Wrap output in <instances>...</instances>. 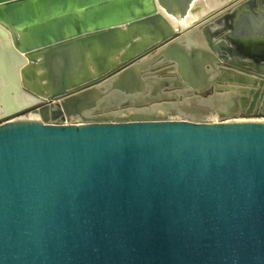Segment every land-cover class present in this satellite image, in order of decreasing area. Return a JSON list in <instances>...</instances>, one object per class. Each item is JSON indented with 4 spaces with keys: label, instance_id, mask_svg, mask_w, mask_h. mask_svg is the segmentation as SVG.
<instances>
[{
    "label": "water",
    "instance_id": "1",
    "mask_svg": "<svg viewBox=\"0 0 264 264\" xmlns=\"http://www.w3.org/2000/svg\"><path fill=\"white\" fill-rule=\"evenodd\" d=\"M196 1L0 0V264H264V121L240 119L264 116V63L233 53L264 45V0L179 26ZM156 61L193 93L216 65L254 79L217 121L95 111Z\"/></svg>",
    "mask_w": 264,
    "mask_h": 264
},
{
    "label": "bare ground",
    "instance_id": "2",
    "mask_svg": "<svg viewBox=\"0 0 264 264\" xmlns=\"http://www.w3.org/2000/svg\"><path fill=\"white\" fill-rule=\"evenodd\" d=\"M226 2L227 0H210L208 2L198 1L197 4L202 6L200 15H204L206 12L218 9ZM198 18L188 14L182 22L178 23L179 26H186ZM167 19L173 27L176 26L177 22L172 17L168 16ZM225 22L227 20H223L222 24H225ZM193 39L191 37L185 39L182 36L178 38V41L187 48L204 44V42L200 44ZM215 68V71H209L208 87H206L208 89L212 88L213 93L208 97H204L202 93H193L194 90L181 80L176 65L167 66L159 61L153 62L142 72L144 77L148 78L145 89L130 95L111 94L99 104V108L95 111L109 112L104 115L111 119L131 115L149 118H182L186 115L183 108L204 110V114L200 115L202 120L217 121L221 115H236L234 109L236 103L232 99L245 97L248 89H250V85L242 86L239 83H251L254 77L237 71H228L218 65ZM31 86L32 91L39 90V85L36 82L32 83ZM221 88H224V90ZM33 102L34 100L29 96H23L18 101L19 108L25 109L31 106ZM126 104L130 107L124 108ZM93 113L95 112L92 111ZM43 118L39 114L30 112V120L32 121H42ZM251 121H264V119Z\"/></svg>",
    "mask_w": 264,
    "mask_h": 264
},
{
    "label": "flooded vegetation",
    "instance_id": "3",
    "mask_svg": "<svg viewBox=\"0 0 264 264\" xmlns=\"http://www.w3.org/2000/svg\"><path fill=\"white\" fill-rule=\"evenodd\" d=\"M233 53L235 57H238V58L240 57L243 60L249 62L248 64H246V66H248V68H250L251 70H253L256 66L261 67L262 66L261 64L264 63V45H262L259 48L258 47L256 48L255 47L253 48L239 47L238 49H235ZM28 112L29 111L22 112V114L28 113ZM20 114H17L16 116H14V118H17V119L20 118L19 117ZM2 119H0V121Z\"/></svg>",
    "mask_w": 264,
    "mask_h": 264
},
{
    "label": "crops",
    "instance_id": "4",
    "mask_svg": "<svg viewBox=\"0 0 264 264\" xmlns=\"http://www.w3.org/2000/svg\"><path fill=\"white\" fill-rule=\"evenodd\" d=\"M198 1H206V2H208V1H210V0H197L196 1V3L194 4V6H197V7H199V10H197V11H194V12H191V11H188L187 12V14H186V16L188 15V14H190L191 16H197V17H199V18H201L202 16H204L206 13H208V12H206L204 15H200V13L202 12L200 9L202 8V6H200V5H198L197 3H198ZM192 7V5L190 6V8ZM214 10H217V9H214ZM211 11H213V10H211ZM211 11H209V12H211ZM226 12V9L223 7L220 11H219V13H214V14H212L211 16H209V18H214L215 16H218V14H223V13H225ZM185 16V17H186ZM208 18V17H207ZM191 38H194L193 40L194 41H197V42H199L200 44H202L203 42H204V36H203V34H202V30L200 29V26L197 28V31L191 36ZM39 73H35V75L37 76ZM208 91H211V94L213 93V90H212V88H209L206 92H208ZM206 92H204L203 94H205ZM30 94H32L33 96L35 95L34 94V92H32V91H30ZM210 94V95H211Z\"/></svg>",
    "mask_w": 264,
    "mask_h": 264
},
{
    "label": "rangeland",
    "instance_id": "5",
    "mask_svg": "<svg viewBox=\"0 0 264 264\" xmlns=\"http://www.w3.org/2000/svg\"><path fill=\"white\" fill-rule=\"evenodd\" d=\"M31 83H34V82H31ZM39 86H41V85L39 84ZM210 94H211V91H208V92H206L205 94H202V95L205 97V96H208ZM19 117L20 118H18V119L32 121V120H30V112L24 113V114L21 113L19 115ZM240 119L259 120V119H264V116H261V115H257V116L256 115H252V116H248V117L240 116Z\"/></svg>",
    "mask_w": 264,
    "mask_h": 264
}]
</instances>
